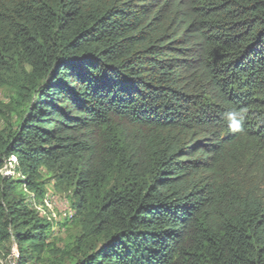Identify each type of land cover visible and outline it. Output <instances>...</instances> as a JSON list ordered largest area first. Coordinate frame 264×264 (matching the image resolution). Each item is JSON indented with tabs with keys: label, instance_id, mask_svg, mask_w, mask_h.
Masks as SVG:
<instances>
[{
	"label": "trees",
	"instance_id": "1",
	"mask_svg": "<svg viewBox=\"0 0 264 264\" xmlns=\"http://www.w3.org/2000/svg\"><path fill=\"white\" fill-rule=\"evenodd\" d=\"M0 93L15 264H264V0H0Z\"/></svg>",
	"mask_w": 264,
	"mask_h": 264
},
{
	"label": "rangeland",
	"instance_id": "2",
	"mask_svg": "<svg viewBox=\"0 0 264 264\" xmlns=\"http://www.w3.org/2000/svg\"><path fill=\"white\" fill-rule=\"evenodd\" d=\"M2 95L3 94L0 93V96ZM1 173H3V171H0V174ZM14 177H16V175ZM29 200L28 203L31 208L37 211V213L50 224L52 237L63 239L66 234L65 225L73 216L69 208L68 200L55 194L52 191V184L47 186V193L42 200L32 199L31 197ZM53 200L56 202L54 203ZM9 249L10 251L7 255H5L6 253L4 251H0V264H15L14 260L17 257L16 249L13 245H10Z\"/></svg>",
	"mask_w": 264,
	"mask_h": 264
},
{
	"label": "clouds",
	"instance_id": "3",
	"mask_svg": "<svg viewBox=\"0 0 264 264\" xmlns=\"http://www.w3.org/2000/svg\"><path fill=\"white\" fill-rule=\"evenodd\" d=\"M241 114L235 112V111H232L230 113H228V119L229 121L231 122L230 123V128L234 129V130H238V125H239V121L236 119L237 116H239Z\"/></svg>",
	"mask_w": 264,
	"mask_h": 264
},
{
	"label": "built area",
	"instance_id": "4",
	"mask_svg": "<svg viewBox=\"0 0 264 264\" xmlns=\"http://www.w3.org/2000/svg\"><path fill=\"white\" fill-rule=\"evenodd\" d=\"M54 201V203L56 202L55 200H53Z\"/></svg>",
	"mask_w": 264,
	"mask_h": 264
},
{
	"label": "bare ground",
	"instance_id": "5",
	"mask_svg": "<svg viewBox=\"0 0 264 264\" xmlns=\"http://www.w3.org/2000/svg\"><path fill=\"white\" fill-rule=\"evenodd\" d=\"M52 206V205H51Z\"/></svg>",
	"mask_w": 264,
	"mask_h": 264
}]
</instances>
